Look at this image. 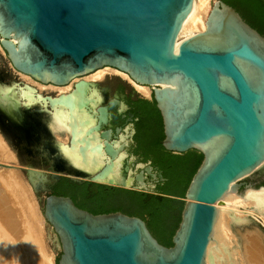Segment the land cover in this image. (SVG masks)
<instances>
[{"label": "water", "instance_id": "95a60500", "mask_svg": "<svg viewBox=\"0 0 264 264\" xmlns=\"http://www.w3.org/2000/svg\"><path fill=\"white\" fill-rule=\"evenodd\" d=\"M193 4L194 0H0V46L14 71L57 86L103 67L125 72L134 82L152 87L162 117L163 147L203 155L185 197L169 196L185 204L173 246L168 247L141 217L121 211L94 214L70 196L52 191L55 181L66 177L142 191L149 198L167 196L150 180H164L161 171L154 172L151 161L142 162L125 150L127 136L121 134V141H116L111 140V129L102 131L108 123L107 107L98 108L97 123L89 129L101 131L102 162L84 176L57 152L25 148V137L17 136L14 145L0 128L24 164L18 169L34 194L46 195L42 215L61 252L56 264H206L218 204L242 186L264 189L242 182L258 170L264 172V36L233 6L212 0L205 29L177 44ZM9 120L0 111V122Z\"/></svg>", "mask_w": 264, "mask_h": 264}, {"label": "bare ground", "instance_id": "6f19581e", "mask_svg": "<svg viewBox=\"0 0 264 264\" xmlns=\"http://www.w3.org/2000/svg\"><path fill=\"white\" fill-rule=\"evenodd\" d=\"M210 1L194 0L192 11L183 24L177 44L183 39L181 38L182 35L189 37L205 29L206 17L210 10ZM101 71L97 75H101ZM121 73L129 77L125 72L121 71ZM29 78L31 77L29 76ZM131 81L142 94L148 95L150 93V89L146 85H140L132 79ZM40 90L42 93L44 91L43 87H40ZM82 93V86H78L75 92L69 95L68 99L50 100L55 110L58 106L67 109L70 115V120L67 123L72 126V131H69L66 124H58L53 120L48 124V130L54 132L56 137L55 140L49 142V145L53 146L58 155L67 160L80 176H84V172H89L90 168L98 167L104 154L103 143L99 140V134L86 135L88 129L94 124L92 117L89 115V120L92 121V125L89 128L76 121V113L79 114V112L84 111L83 103L90 101L97 103L93 98L92 100L88 97V99H84L85 97H83ZM0 111H4L11 119L4 124V121L0 122V128L3 130L4 135L6 134L7 139L14 145H17L15 141L17 136L25 137L27 141L32 142L34 139H42L43 136L48 134L47 128L36 121V116L32 113V115L30 114L31 116L26 115L27 110H25L24 105L15 101L7 93L0 92ZM74 117L75 122H73ZM2 135H0V155L8 159H15L13 150L11 151L9 143L4 139L5 136L3 138ZM70 136L74 143H68L67 139ZM18 151L23 152V149L19 147ZM122 158L123 155L118 159L117 164L121 162ZM0 163L5 165H0V168L6 170L14 168L20 171L18 169L20 166ZM114 173L115 177H118L117 169ZM3 183L7 187H0L1 237L20 254L21 264H51L52 259L46 254L43 240L44 228L42 225L44 218L41 220L37 208L32 204H28L24 199L26 196L18 174L11 171L6 174ZM218 206L219 215L207 248L206 264H264V228L261 230L255 224H249L250 220L246 221L240 216L250 211L262 217L261 221L264 224V189H250L243 197H240L237 191H229ZM241 208L244 211H241ZM25 245L28 246V249L24 248Z\"/></svg>", "mask_w": 264, "mask_h": 264}, {"label": "trees", "instance_id": "16d2710c", "mask_svg": "<svg viewBox=\"0 0 264 264\" xmlns=\"http://www.w3.org/2000/svg\"><path fill=\"white\" fill-rule=\"evenodd\" d=\"M223 1L233 6L246 22L264 36V0ZM145 121L149 125V128L145 129L148 143L140 144L136 151L144 159L151 160L162 169L166 180L157 186L156 191L167 196L149 198L147 193L142 191L99 185L98 191L88 197L90 193L87 185L79 186L67 178H62L53 185L52 191L58 195L72 197L80 207L94 214L121 211L141 217L159 242L171 247L172 238L181 222L185 204L182 199L203 160V155L196 150L173 153L163 147L162 117L155 101L146 102ZM171 195L182 199L169 197Z\"/></svg>", "mask_w": 264, "mask_h": 264}, {"label": "flooded vegetation", "instance_id": "af4514ba", "mask_svg": "<svg viewBox=\"0 0 264 264\" xmlns=\"http://www.w3.org/2000/svg\"><path fill=\"white\" fill-rule=\"evenodd\" d=\"M105 68L107 67H103L101 69H105ZM93 73L87 76H90ZM87 76L79 77L73 80L70 84L66 85V86L70 85V89L68 91L59 93L57 90L50 89L48 91L44 90L41 93L39 92V89L37 87L28 84L24 85V80L20 76V73H17L16 71L12 73L10 71H7L4 67L0 66V84L2 85V86L0 85V92L7 93L10 96H12L15 101L21 102L24 105L25 110H27L26 115L31 116L32 114H34L36 116V121L44 125L47 128L46 130L48 131V134L43 136L42 139L39 138L34 139L32 142H29L27 141L26 138H24L23 140L25 141L26 144L25 148L28 147L32 151L36 150L37 152H43V153L56 152L54 147L49 145V142L51 140H55L56 137L54 135V132L48 130L49 128L48 124L50 123L51 120H53L55 123L58 124L63 123L66 124L69 131H72L71 128L72 126H70L67 123L70 120V115L68 114L67 109L65 107L63 108L61 106H58V108L55 110L52 107L50 100L53 99L60 100L62 98L68 99L69 95L71 93H74L75 90L78 88V86H82L83 88L82 94L83 97H85L84 99L88 97L92 100L93 98L94 100L97 101V103H92L91 101L83 103L84 111L79 112V114L76 113V121L79 124L82 123L81 125H83L84 127L89 128L92 125L91 123L92 121L89 120V117L91 116L94 121L93 125H96L98 117L100 115V113L98 112V108L107 107L108 123L103 127L102 131L104 129H111L113 132L111 140L121 141L120 139L121 134L127 136L128 143L125 146V150H127L130 154L136 155L140 160L141 158L137 153L136 149L140 146V144L146 145L148 143V135L145 133V129L149 128V125H147L148 123H146L145 121V112H146V102L154 101L152 99V87H150L151 94L149 95L150 96L149 98L148 96H145L142 93H140L131 81H128L127 79H124L123 77L115 73L106 72L103 80H101L100 78L91 79V80L86 79ZM38 83L44 85L45 87H49L51 85H53L54 87H65V86H57L54 84H43L41 82ZM73 122H75V117ZM128 126H131V128H129V130L126 131L125 129ZM91 127L89 129H91ZM118 128L122 129L120 133H117ZM89 129L86 133L87 136H91L92 134H100L101 132L99 131V132L91 133L89 132ZM71 139H72L71 136L69 137V139H67L68 143L70 142V144H71ZM115 146L118 147L117 145ZM151 165L155 168L154 172L158 173L159 171H161L162 176L164 177L163 171L159 166L154 165L152 162ZM62 178H66V177H62ZM59 180L55 181L53 185H55ZM150 180L153 181V183L157 188V186L163 183L166 179L164 178V180H162L159 176H157L156 179L150 178ZM69 181L79 186L87 185V189L90 193L88 197L92 196V194L98 191L99 185H105V184L91 183L88 180L84 183L73 182L70 179ZM77 206L79 205L77 204Z\"/></svg>", "mask_w": 264, "mask_h": 264}, {"label": "rangeland", "instance_id": "374dc122", "mask_svg": "<svg viewBox=\"0 0 264 264\" xmlns=\"http://www.w3.org/2000/svg\"><path fill=\"white\" fill-rule=\"evenodd\" d=\"M211 1H210V8H211ZM184 37H185V35H182L181 38H184ZM0 66L4 67L7 71H10V72L14 73V70L11 68V65H10L9 61L7 60L6 55H5L4 51H3V49L1 48V46H0ZM101 70L102 69H100V71ZM100 71L98 70V71L95 72L96 74L93 73L92 75L87 76L86 79H90V80L91 79H97V78L99 79L101 77L100 79L103 80L104 77H105V73L106 72H111V73H115L117 75H120L121 77H123L124 79H127L128 81H131V79L129 77L125 76L124 74L121 73V71H118L115 68L107 67L103 71H101V75H97V73L100 72ZM20 76L24 80V85L28 84V85L37 87L39 89V92L41 91L40 87L41 88L43 87V89L46 90V91L50 90L49 88H51L52 90H57L59 93L68 91L70 89V85L69 86H65L64 89H63V87L62 88L61 87H54L53 85L45 88L44 85H42L40 83L37 84L38 82H36L33 79L29 78V76L27 77L29 79L26 78V75L20 74ZM23 80H21V81H23ZM135 87L137 88L136 85H135ZM147 87H149L150 93L148 95H145V96H148L150 98L149 95L151 94V88H150V86H147ZM0 135H2V134L0 133ZM2 137H3V135H2ZM10 148H11V151H12L13 149H12L11 146H10ZM12 152L14 153L13 156L15 157V159H8V158H5L4 156L0 155V162L7 163L9 165H17V166H19V164L24 165L23 163H21L19 161L16 153L14 151H12ZM139 156L141 158L140 161H142V162L151 161V160H148V159H144L141 155H139ZM11 171H14V172H16L18 174V176H19V178L21 180V184H22L23 189H24L23 192H25V196H26V198H24V197L23 198L28 202V204H32V205L35 206V208H37V212L40 214L41 220H42L43 219L42 212H43V206H44V199H45L46 195L43 194V193H38V194L35 195L31 185L28 183L27 179L25 178V176L20 171L14 169V168L13 169H7V170L4 169V168H0V184H1L0 187L1 186L7 187V185L5 183H3V182L5 181L6 174L10 173ZM244 181L255 183L256 186H264V172L261 171V170H258L256 172H254L252 175H250V176H248V177H246L245 179L242 180V182H244ZM248 190H250V189H246L244 186H242L240 188V190H239V196L241 197V194H245ZM26 193H27V195H26ZM41 198H42V200H41ZM240 210L244 211L243 208H241ZM240 216L243 217L246 221L250 220L248 217L251 216L252 219L255 220L257 223H251V221H249V224H255V226H257V227L261 228V230H263L264 224L261 221L262 217H260L259 215L251 213L250 211H248L245 214H241ZM0 227H1V225H0ZM42 227L44 228L43 240H44V244H45V251L47 252L46 254H48L51 257L52 263L56 264V261L60 257L61 252L59 250L55 249V247L53 245V242H52V239H51L50 231H49L48 226L45 223L44 219H43ZM7 246H9V244L4 241V239L1 237V232H0V264H21V262H20V254L17 251H15V249L11 248L10 246L9 247H7ZM9 248H11V249H9ZM24 248L28 249V246L25 245ZM9 250H11L13 253L11 251H9ZM7 254H9V255L7 256ZM9 260H10V262H8Z\"/></svg>", "mask_w": 264, "mask_h": 264}]
</instances>
